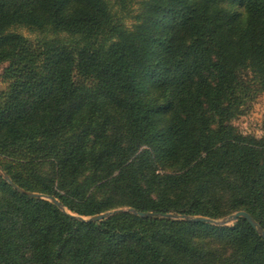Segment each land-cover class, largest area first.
I'll return each instance as SVG.
<instances>
[{"label":"trees","instance_id":"obj_1","mask_svg":"<svg viewBox=\"0 0 264 264\" xmlns=\"http://www.w3.org/2000/svg\"><path fill=\"white\" fill-rule=\"evenodd\" d=\"M3 64L0 171L46 198L0 172V264H264L242 217H163L264 231V0H0Z\"/></svg>","mask_w":264,"mask_h":264},{"label":"rangeland","instance_id":"obj_2","mask_svg":"<svg viewBox=\"0 0 264 264\" xmlns=\"http://www.w3.org/2000/svg\"><path fill=\"white\" fill-rule=\"evenodd\" d=\"M21 31L24 34L29 35L25 29H22ZM4 66H5V64L0 65V76L2 74V69L4 68ZM0 81H1V77H0ZM0 88H2L1 82H0ZM232 124L243 134L252 135V136H255L257 138L264 137V94H258L257 97L249 105L246 113L244 115L234 119L232 121ZM160 172H161V170H159V169H156V171H155V173H160ZM43 198H46V197L43 196ZM117 209H119L120 211H128V209L126 207L122 206V207L112 208V209L106 210V211L101 212V213H105V212L117 210ZM233 213H235V212H233ZM233 213L225 214V215L218 217V218H215L213 220H216V221L226 220L227 217ZM175 216L176 217L172 218V219H179L180 215H178V216L175 215ZM82 218L88 219L89 217H82ZM234 222L235 221H230V220L227 221L226 220L224 224H213V223H210V224L216 225V226H231Z\"/></svg>","mask_w":264,"mask_h":264},{"label":"water","instance_id":"obj_3","mask_svg":"<svg viewBox=\"0 0 264 264\" xmlns=\"http://www.w3.org/2000/svg\"><path fill=\"white\" fill-rule=\"evenodd\" d=\"M1 172V171H0ZM2 176L14 187L16 188L18 191H20L21 193H26L29 196H35V197H41L43 198V195L38 194V193H34V192H25L22 189L18 188L16 185H14L11 180L9 179V177L4 173L1 172ZM60 209L64 210L62 208V206L60 205V203L58 201H56L55 199L52 200ZM120 210H112V211H108L105 213H101V214H97V215H93L91 217H89L88 219H84L82 217H77L80 220L83 221H97V220H101L104 218L109 217L110 215H113L117 212H119ZM128 211L138 214L142 217H146V216H151L150 213H144V212H136L134 210L128 209ZM163 217L166 218H175V215L172 214H165L163 215ZM239 217L244 218L254 229H256V231L258 232V234L263 238L264 240V231L258 227L257 222L245 211H237L233 214H231L230 216L227 217V221H236ZM179 219L184 220V221H189V222H206V223H213V224H224L226 220H222V221H216L213 220L211 218H207V217H202V216H188V215H180Z\"/></svg>","mask_w":264,"mask_h":264}]
</instances>
